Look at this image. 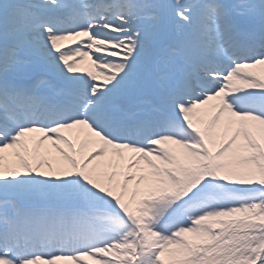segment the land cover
<instances>
[{
	"label": "snow or ice",
	"instance_id": "1",
	"mask_svg": "<svg viewBox=\"0 0 264 264\" xmlns=\"http://www.w3.org/2000/svg\"><path fill=\"white\" fill-rule=\"evenodd\" d=\"M0 264H264V0H0Z\"/></svg>",
	"mask_w": 264,
	"mask_h": 264
}]
</instances>
